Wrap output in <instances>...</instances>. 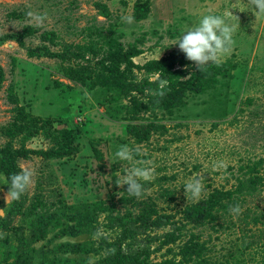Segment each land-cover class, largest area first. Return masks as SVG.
I'll use <instances>...</instances> for the list:
<instances>
[{
  "label": "rangeland",
  "instance_id": "obj_1",
  "mask_svg": "<svg viewBox=\"0 0 264 264\" xmlns=\"http://www.w3.org/2000/svg\"><path fill=\"white\" fill-rule=\"evenodd\" d=\"M139 2H148L150 6L142 21L134 18ZM104 7L109 16H103ZM254 11L248 0H0V38L32 26L37 32L25 39L26 47L47 46L62 52L68 45L91 41L107 47L105 39L98 37L101 32L126 47L137 45L143 49L144 53L134 59L139 65L179 50L174 42L203 15L229 13L226 20L234 27L235 44L221 62L236 65L231 77L190 98L187 106L174 115L161 112L155 119L146 114L143 120L130 122L124 120L119 104H102L105 98L100 88L93 90L64 76L63 68L74 64L32 59L26 47L13 40L0 44V148L9 142L6 133L18 115L17 109L43 120H67L68 125L56 123L54 127L79 129L80 133L76 141L79 153L71 158L31 155L18 160L19 166L34 168L36 175L29 192L19 200L20 213L7 218L0 210L5 218L0 221V264H12L15 255L24 250L32 264H95L100 255L71 252L73 247L65 246L94 240L99 243L102 235L113 239L117 231L101 215L97 229L91 233L71 230L59 236L61 228L50 227L43 240L34 242L26 217L33 203H41L38 214H45L63 212L70 205L105 200L115 204L119 213L130 211L138 215L154 210V218L173 215L180 225L187 205L218 189L235 190L240 180L253 178L258 185L251 195L236 194L245 200L240 215L229 213L231 203L220 210L216 222L204 226L187 224L183 234L201 235L213 249L212 257L233 253L242 256L240 264H264V243H260L264 240L253 241L252 232H248L257 231L262 225L253 226L246 217L248 213L264 214V16L256 19ZM29 12L33 16L29 17ZM38 16L45 19L40 22ZM125 16L133 17L134 22H123ZM133 123H154L158 129L147 142L137 144L127 131ZM121 145L139 146L141 153L137 159L152 161L154 168L151 180L144 184L146 194L133 201L126 193L127 186L119 187L115 182L118 171L123 175V165L115 158ZM14 146L18 148L20 144ZM26 147L48 151L53 143L39 134L27 141ZM95 149L100 152V159ZM221 162L224 167H217ZM194 178H200L205 189L196 201L187 200L184 190L185 183ZM0 179H4L2 174ZM7 192L0 190V203L5 205L11 203H6ZM65 222L75 227V222ZM171 228L152 229L139 243ZM22 241L26 248L19 250ZM178 245L179 242L174 245L176 250ZM156 247L158 243L151 245L152 250ZM168 255L163 249L151 258L158 262Z\"/></svg>",
  "mask_w": 264,
  "mask_h": 264
},
{
  "label": "trees",
  "instance_id": "obj_2",
  "mask_svg": "<svg viewBox=\"0 0 264 264\" xmlns=\"http://www.w3.org/2000/svg\"><path fill=\"white\" fill-rule=\"evenodd\" d=\"M149 11L148 2L137 3L134 13L135 20L146 19ZM102 14L109 16L106 7L102 10ZM36 32V28L28 26L22 32L1 37L0 44L7 40H13L25 48V39L35 35ZM98 37L101 40L105 39L103 43L107 47H100L95 41L85 45H68L62 52H54L47 46L26 47L27 55L32 59H54L60 61L62 65L65 63L74 64L75 66L63 68L64 76L90 89L100 88L103 98H105V101H101L102 104L109 106L119 104L120 112L124 113V120L130 122L143 120L146 114H150L155 119L161 112L168 113L170 116L174 115L187 106L190 98L216 88L224 78L231 77L232 72L236 69V65L226 61L211 66L203 74L196 69L191 61L186 59L180 50L139 65L134 62V59L144 53L143 49L137 45L126 47L117 39L109 38L101 32ZM1 77L0 69V80ZM158 79L169 81L166 95L162 98L151 95L146 97L145 90L157 88ZM142 98H147V102ZM124 100H127V103L124 104ZM17 111L18 115L14 123L11 124L12 128L6 133L9 142L0 148V174L4 178L0 179V190L8 191L6 183L9 177L20 170L19 159L26 160L31 155L44 156L46 159H64L79 153V145L76 143L79 139V129L54 127L56 123L68 125L67 120H43L26 113L24 109H17ZM157 129L158 127L154 123H133L127 126L128 133L137 144L147 142ZM39 134L46 136L53 143V147L48 151H36L26 147L27 141ZM14 143H19L20 147H15ZM95 152L100 159V152L96 149ZM250 170L255 171L254 168H250ZM257 185V179H245L240 180L239 186L235 190L218 189L213 191L208 197L186 206L180 225L175 221L173 215L154 218L153 215L157 214L154 210H150L148 213L143 211L138 215L130 213V211L122 214L117 211L115 204H110L105 200L70 205L63 212L45 214H38V207L43 206L41 203H33L26 217L30 220L32 240L39 242L51 231L50 227L54 230L61 228V231L58 232L59 236L71 233V230L76 233L78 231L91 233L97 229L95 225L100 216L105 215L106 222L109 223L108 226L117 230L113 239L102 235L98 238L99 243L94 240L65 246L73 247L71 252L80 250L84 253L100 255V259L95 264H240L241 255L237 256L232 253L230 256L228 254L222 258L212 257L213 249L207 241L202 239L201 235L190 233L186 237L183 230L187 224L204 226L207 223L216 222L220 217V210L227 208L231 203L239 204L242 207L245 200L236 197V194L241 195L244 192V194L251 195ZM133 200L134 197L130 199V201ZM134 204L137 203L134 202ZM0 210L8 216L7 218L12 217L17 212L20 213V203L13 201L9 205H5L4 202H1ZM246 217L251 219V225H262V228H258L257 231H248L252 232L250 238L257 242L264 240V214L250 215L248 213ZM3 219L5 218L0 214V221ZM66 220L75 222V227H69ZM168 226L172 227L171 230L163 235H149L146 237L145 243H139L141 238L152 229ZM178 242L180 245L176 250L174 245H177ZM24 243L25 241L21 242L19 250L26 248ZM154 243H158V247L152 250L151 245ZM252 244L254 243H249V246ZM163 249H166L170 257H165L158 262L153 261L152 254ZM15 256L12 264H32V258L26 250ZM68 262L70 264V261Z\"/></svg>",
  "mask_w": 264,
  "mask_h": 264
},
{
  "label": "clouds",
  "instance_id": "obj_3",
  "mask_svg": "<svg viewBox=\"0 0 264 264\" xmlns=\"http://www.w3.org/2000/svg\"><path fill=\"white\" fill-rule=\"evenodd\" d=\"M248 3L255 10L256 19L264 16V0H248ZM228 15L229 13H225L223 16L211 13L203 15L196 25L184 32L173 44V46L178 45L179 50L185 55L186 59L191 61L196 69L203 74L211 66L219 65L222 59L233 50L235 44L233 39L234 27L227 22ZM28 16H33V13L29 12ZM36 19L42 22L45 17L38 16ZM122 21L131 24L134 22V18L125 16L122 17ZM157 85L155 89L145 90L146 97L151 95L162 98L166 95L169 81L158 79ZM142 99L147 102V98ZM140 153L141 148L139 146L130 147L128 145L119 146L115 152V158L123 165V175L118 171L115 182L119 187L127 186L126 193L136 199H140L146 194L144 184L149 182L154 174L152 161L137 159ZM216 166L224 167L222 162ZM19 168L20 170L13 173L6 183L8 185L6 203L19 201L22 196L29 192L34 183L35 169L23 164ZM184 190L187 200L191 199L193 201L202 198L205 191L200 178L187 181ZM228 210L234 216L240 215L243 211L239 204L229 206ZM98 235L99 233L95 234L94 238Z\"/></svg>",
  "mask_w": 264,
  "mask_h": 264
}]
</instances>
